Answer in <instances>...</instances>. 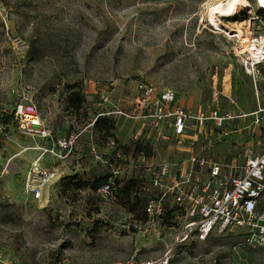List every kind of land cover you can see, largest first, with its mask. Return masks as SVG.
<instances>
[{
  "label": "rangeland",
  "instance_id": "374dc122",
  "mask_svg": "<svg viewBox=\"0 0 264 264\" xmlns=\"http://www.w3.org/2000/svg\"><path fill=\"white\" fill-rule=\"evenodd\" d=\"M214 1L0 0V264H110L167 250L176 264H264V251L244 246L238 233L181 241L185 222L170 200L162 217L149 219L144 207L159 195L150 188L152 173L186 153L153 138L142 122L104 115L95 125L102 112L135 110L138 84L173 91L191 113L210 108L215 91L229 96L234 107L223 98L220 105L234 115L264 106V67L258 77L248 75L234 54V35L207 24L205 8ZM246 1L251 12L240 10L229 23L251 17V38L264 36L263 11ZM24 102L35 104L54 137L82 132L66 159L43 157V167L59 171L48 203L47 192L34 202L24 191L38 156L12 122L13 107ZM252 121H230L236 132L225 147L205 154L226 159L233 146L258 153L264 123L256 128ZM91 139L111 167L86 149ZM118 166L116 201L102 198L98 190Z\"/></svg>",
  "mask_w": 264,
  "mask_h": 264
},
{
  "label": "built area",
  "instance_id": "2783aa9c",
  "mask_svg": "<svg viewBox=\"0 0 264 264\" xmlns=\"http://www.w3.org/2000/svg\"><path fill=\"white\" fill-rule=\"evenodd\" d=\"M249 36L252 37L251 34ZM261 37L264 39L261 35L251 39L255 40L257 45L261 42ZM234 54L248 75L259 76V69L264 67V45L251 52L236 54L234 51ZM136 89L138 96L135 110L128 113L116 108L112 112H102L97 117L118 116L129 121L142 122L143 126H149L153 138L171 140L175 150L186 153L184 159L174 162L164 159L156 166L149 182L150 188L156 190L159 195L146 203V216L149 219L162 217L165 214L164 206L170 200L185 222V236L181 241L188 236L198 242L205 241L216 233H238L244 246L264 251V141L263 149L258 153L251 147L236 151L233 146L227 150L226 159L215 156L214 152L211 156L205 154L211 148L215 151L219 145L225 147L226 138L231 132H236L229 128L230 121L250 116L253 117L251 124L254 127L262 125L264 106L261 102L252 113L234 115L232 111L222 109L220 105L223 98L228 100V104L231 103L233 108L234 103L229 96L215 91L211 96L210 108L191 113L176 104V95L171 90L158 91L155 87L144 84H138ZM256 97L258 98V92ZM101 98L108 101L106 95H101ZM13 108L12 122L17 135L33 140L35 144L32 149L38 154L28 168L24 191L31 196L32 201L40 202L47 189L56 186L59 173L57 169L43 167V157L48 155L60 161L66 159L81 133L70 134L64 138L54 137L43 123L35 104L18 103ZM164 128L169 130L166 137L161 134ZM106 145L113 149L116 143L109 139ZM96 149L98 150L97 143L91 139L90 153L95 160L111 167ZM140 154L144 155L143 152ZM119 155L120 153L116 157ZM120 172L119 166L114 168L110 181L100 187L98 193L102 198L116 201L114 181ZM110 264L176 263L171 250H167L161 257L152 260L130 259Z\"/></svg>",
  "mask_w": 264,
  "mask_h": 264
},
{
  "label": "bare ground",
  "instance_id": "6f19581e",
  "mask_svg": "<svg viewBox=\"0 0 264 264\" xmlns=\"http://www.w3.org/2000/svg\"><path fill=\"white\" fill-rule=\"evenodd\" d=\"M256 8L264 12V0H254ZM205 11L206 22L211 27L226 34H233L232 38L237 40L236 54L240 52H251L255 49L262 48L264 45L263 37L261 42L256 45V41L250 38V27L252 26L251 17H248L241 22L232 24L229 21L234 18L240 10H245L250 13V5L246 0H216L207 4ZM229 29V31H228ZM231 34V35H232ZM41 202V201H40Z\"/></svg>",
  "mask_w": 264,
  "mask_h": 264
},
{
  "label": "trees",
  "instance_id": "16d2710c",
  "mask_svg": "<svg viewBox=\"0 0 264 264\" xmlns=\"http://www.w3.org/2000/svg\"><path fill=\"white\" fill-rule=\"evenodd\" d=\"M264 13V12H263ZM76 103H77V100L75 101ZM101 119V117H98L96 120H95V125H97V126H100V124H101V122H103L102 121V119ZM103 129H105V130H107V128H103ZM108 131V130H107ZM114 183H115V187H116V182L114 181ZM98 185V184H97ZM97 185L95 186V190H98L99 188H96L97 187ZM126 190H128V189H126Z\"/></svg>",
  "mask_w": 264,
  "mask_h": 264
},
{
  "label": "crops",
  "instance_id": "0c3cea01",
  "mask_svg": "<svg viewBox=\"0 0 264 264\" xmlns=\"http://www.w3.org/2000/svg\"><path fill=\"white\" fill-rule=\"evenodd\" d=\"M80 133H82V132H80ZM80 138H81V134H80V136H79ZM81 139H83V138H81ZM97 146H98V150H99V144L97 143ZM86 149L87 150H89V143L87 144V146H86ZM109 149V148H108ZM62 161V160H61ZM70 170H68V169H64V171H60L61 173H68ZM58 175H59V173H58ZM58 181V180H57ZM56 181V182H57ZM54 187V186H53ZM47 195H48V190H47ZM49 201L47 200L46 201V203H48Z\"/></svg>",
  "mask_w": 264,
  "mask_h": 264
}]
</instances>
